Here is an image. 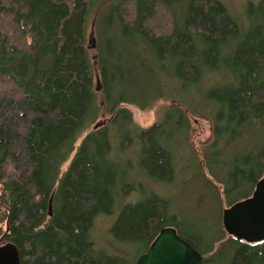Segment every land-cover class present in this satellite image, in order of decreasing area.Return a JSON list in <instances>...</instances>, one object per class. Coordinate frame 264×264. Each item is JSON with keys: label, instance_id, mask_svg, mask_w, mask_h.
I'll list each match as a JSON object with an SVG mask.
<instances>
[{"label": "trees", "instance_id": "obj_1", "mask_svg": "<svg viewBox=\"0 0 264 264\" xmlns=\"http://www.w3.org/2000/svg\"><path fill=\"white\" fill-rule=\"evenodd\" d=\"M158 100L173 111L147 128L125 108ZM188 114L211 120L218 158L207 147L201 161L189 151ZM248 128L260 145L247 142L221 162ZM174 129L183 132L180 145ZM130 149L156 182L190 178V157L201 177L203 163L226 167L223 195L249 186L227 206L251 195L264 173V0L248 1L241 14L220 0H0V225L21 264H135L168 226L200 264H264V240L227 236L214 248L221 236L207 241L171 201L124 179ZM117 210L107 246H97L95 220Z\"/></svg>", "mask_w": 264, "mask_h": 264}, {"label": "rangeland", "instance_id": "obj_2", "mask_svg": "<svg viewBox=\"0 0 264 264\" xmlns=\"http://www.w3.org/2000/svg\"><path fill=\"white\" fill-rule=\"evenodd\" d=\"M220 1L223 2L228 7V9L231 10V12L241 14L244 12L246 3L248 1L255 0ZM134 49H137L136 45L134 46ZM133 61L134 58L131 59V63ZM125 66L126 60L124 57L122 59V67L126 68ZM95 79H97V75H95ZM135 83L137 84V86L139 85V89L142 91L147 90L149 88V83L147 81H140L138 83L136 81ZM168 85L172 88L174 87L171 90V94H173L179 101H188L187 103L192 108L196 109L197 103L190 102V99L188 98L187 94L180 90L177 85ZM132 90V87H129L127 89L128 94H130L129 92H131ZM148 93L149 90L146 92V95H148ZM167 105V101L158 100L145 109H139L134 105H125V108L131 113L132 119L136 125L141 128H147L153 125L159 119L162 120L165 115L172 113L173 110L167 109ZM204 109L205 107L200 105V110ZM172 115H174V113ZM188 118L190 122V129L188 132L187 139L189 151L194 153L196 157L201 161L203 151L207 147L206 154H208V157L212 159L218 158V156L212 154V150H210L211 145L209 143L212 139L211 120L208 117L192 116L189 114ZM100 121L101 120H99L98 122ZM94 124L92 126H94ZM112 132L115 133V128H112L111 133ZM84 134H82L80 138L76 141L75 147L80 144L82 138L84 137ZM173 135L175 136L177 144L180 145L179 140L183 137V132L177 133V131H175L174 129ZM246 136V140L238 141L233 145V147H229L225 149V151L222 150L223 156L219 158V160H221V162H229L235 151L242 152L245 150V145L247 144V142H249L253 146L260 145L261 136L254 129L248 128ZM219 146L218 149H222ZM180 148L181 147L178 146L179 150ZM214 152H216V150H214ZM184 155H187V152H185ZM72 156L73 153L71 154L70 158L61 166V173L67 170ZM137 156L138 149H130L124 155H122L121 158L123 160H130L134 164L131 169L126 168L125 164L121 165L122 171L125 175L124 179L141 183L144 189H146V191H152L157 195L171 201L172 208H175L176 215H178L179 217H183L188 222L192 223L197 229V231L202 230L203 232H205V234L207 235V241L221 236L222 238L216 243H214V248H217L219 244L227 237L221 224L222 210L228 207L226 205V198L229 197L231 200H233L234 198L238 197L239 195H242V193L248 190L249 186L244 185L243 188H241V190L239 191V194L229 193L227 195H223L220 190H218V187H223L221 186V184H225L228 181L226 177V167L218 168L214 167V165L211 164L208 166L209 168H207L205 163H203L204 176L201 177L200 175H197L198 169L192 166L194 159L190 157H188L186 161V165H190L191 163V168L189 172L190 178L186 180L181 176H177L171 182H156L153 179L149 178V176H147L146 173H144L137 165ZM126 198L127 200H134L135 196L129 194L126 196ZM117 214L118 210L114 212L113 215L98 216L95 220L91 235L94 238V242L97 246L104 247L107 244L106 242L110 240L109 229L113 225ZM4 230L5 227L3 225H0V245L3 244L2 234ZM138 250L139 249L135 250L134 252L137 253ZM208 255H210V253H206L204 256L207 257ZM228 256L229 252L226 254L225 258L227 259Z\"/></svg>", "mask_w": 264, "mask_h": 264}, {"label": "water", "instance_id": "obj_3", "mask_svg": "<svg viewBox=\"0 0 264 264\" xmlns=\"http://www.w3.org/2000/svg\"><path fill=\"white\" fill-rule=\"evenodd\" d=\"M221 224L225 234L236 240L251 244L264 240V173L249 197L222 210ZM201 260L202 255L168 226L159 230L135 264H200ZM0 264H21L14 244L0 245Z\"/></svg>", "mask_w": 264, "mask_h": 264}]
</instances>
